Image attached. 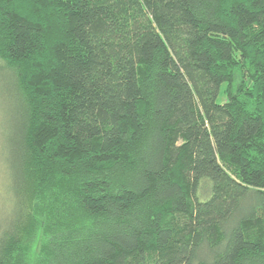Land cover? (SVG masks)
Wrapping results in <instances>:
<instances>
[{"label":"trees","instance_id":"obj_1","mask_svg":"<svg viewBox=\"0 0 264 264\" xmlns=\"http://www.w3.org/2000/svg\"><path fill=\"white\" fill-rule=\"evenodd\" d=\"M0 78V264H264V0H0Z\"/></svg>","mask_w":264,"mask_h":264},{"label":"rangeland","instance_id":"obj_2","mask_svg":"<svg viewBox=\"0 0 264 264\" xmlns=\"http://www.w3.org/2000/svg\"><path fill=\"white\" fill-rule=\"evenodd\" d=\"M2 79L0 78V86L2 87ZM0 88V227L7 221L8 213V190H9V152L8 137L11 134V112L12 105L10 97L3 95ZM2 91V92H1ZM220 102L223 97L220 96ZM9 169V170H8Z\"/></svg>","mask_w":264,"mask_h":264}]
</instances>
